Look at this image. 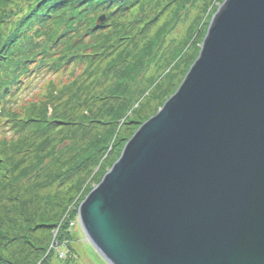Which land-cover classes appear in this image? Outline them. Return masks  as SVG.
Wrapping results in <instances>:
<instances>
[{"label": "water", "instance_id": "water-1", "mask_svg": "<svg viewBox=\"0 0 264 264\" xmlns=\"http://www.w3.org/2000/svg\"><path fill=\"white\" fill-rule=\"evenodd\" d=\"M77 216L108 264H264V0L222 2Z\"/></svg>", "mask_w": 264, "mask_h": 264}, {"label": "rangeland", "instance_id": "rangeland-1", "mask_svg": "<svg viewBox=\"0 0 264 264\" xmlns=\"http://www.w3.org/2000/svg\"><path fill=\"white\" fill-rule=\"evenodd\" d=\"M38 1L0 0V94L6 79L15 82L16 92L25 86L5 102L0 95V245L4 248L0 256L26 263L32 256H27L30 249L36 252L42 239L49 238L47 231L36 228L22 235L24 214L16 206L26 201L31 213L56 209L52 220L58 223L76 214L71 222L77 223L78 240L70 251L61 248L69 264H108L85 238L78 206L141 123L175 92L224 0H124L122 7L93 0H54L42 15V23L25 26L19 18L34 15ZM12 21L18 22V36L5 44L2 39L13 31ZM37 25L41 26L34 31ZM165 31L156 58L142 70L140 87L131 93H113L120 83L119 73L126 65L138 63L142 51ZM43 52L51 62L49 71L35 75L30 83L17 81V73L21 78L27 65L17 66L16 61L37 58ZM168 71L173 75L170 82L163 78ZM31 75L26 72L27 78ZM142 87L148 88L140 93ZM124 98L130 102L120 118L117 110ZM111 129L115 132L112 147L95 166L79 169L86 140ZM44 200L52 205L47 210ZM50 264L61 261L53 257Z\"/></svg>", "mask_w": 264, "mask_h": 264}, {"label": "trees", "instance_id": "trees-1", "mask_svg": "<svg viewBox=\"0 0 264 264\" xmlns=\"http://www.w3.org/2000/svg\"><path fill=\"white\" fill-rule=\"evenodd\" d=\"M94 3H112L113 7H122L125 6L126 2L124 0H93ZM207 1V0H206ZM205 1V2H206ZM38 6L35 7L34 9H32L34 15L28 16L29 14L27 13V16H22L19 18V20H21L22 22H26L24 23L25 26L26 24L31 26V24H33L34 22L38 21L40 23L41 22V18L42 15L47 11L48 7H51L54 3V0H47V1H41L39 0L38 2ZM71 6L69 5V8ZM68 9V7L63 8L62 9V13L64 14V12ZM32 13V12H31ZM18 20V22H19ZM18 22H14L12 21V25L13 26V31H9L7 34L4 35V38L2 39V42L5 41V44L7 43H12V41L15 38V34L17 35V33H15L16 29L18 28ZM41 25H37V27H35L34 31H36V29H38V27H40ZM33 28V27H32ZM163 30V29H162ZM166 34V31L164 33H158L155 37V39L153 41H151L148 46L142 51L143 55L139 58V62L131 65H126L125 68L119 73V78H120V83L118 84V86L116 88L113 89V93L115 90L119 91L121 90V92L123 93H131L134 89H137V87H140V75L142 73L143 68L148 65L153 59L156 58L157 55V51L160 49V42L163 39L164 35ZM29 36L33 35V32H29L28 34ZM163 35V36H162ZM18 36V35H17ZM160 44V45H159ZM191 44V43H190ZM190 49V46L189 48ZM40 51H44V48L41 49ZM45 52H43L42 54H40V56H38L37 58H35V56L31 57H26V58H22L20 60L16 61L17 66L26 64L27 68H26V72H27V76L28 74L32 73L31 77L26 76V72H24L25 74L21 76H19V73H17L18 75V80L20 81L21 79H25L23 81H26V83H30L31 79L35 77V75H41V74H45L47 73V71H49L50 68H48V65L51 64V62H48L47 57L44 56ZM179 64V63H178ZM176 64L173 68L172 71L175 70L176 66L178 65ZM171 70V69H170ZM164 79H167L168 82H170V80L173 78V75L169 74V71L164 75L163 77ZM163 79V80H164ZM4 84L6 87H4V90L1 92V96H4V102L6 100H10L13 99L14 96L18 95L25 86L21 87V89H19V91H15V82H12L11 80L6 79L4 81ZM18 87V86H17ZM148 87H142L140 88V93H142L143 91H145ZM160 88V87H159ZM16 92V93H15ZM118 96V95H117ZM157 96V93L152 95V98L155 99ZM125 100H122L121 102H119L120 108L117 110L118 113V117H123L126 115V110H127V106L130 102L129 99L124 98ZM2 103L0 102V108L2 107ZM134 110V109H133ZM131 110V112L133 111ZM116 112V113H117ZM114 130L111 129V131H105L103 133V135H98L97 137L92 136L91 138H88L86 141H88L85 145L84 148L82 149L84 151V155L83 158L81 160V165L79 169H83L84 167H86L87 165L90 166H95L98 161L100 160V158L103 156V154L107 153V149L108 147L113 144H110L113 136H114ZM85 141V142H86ZM94 161V162H92ZM112 165V164H111ZM110 165V166H111ZM23 201V200H21ZM52 205H50L48 203V201L44 200V210H47V208L51 207ZM16 208L20 209L22 212V214H24L23 217V221L25 223V228L23 229V233L22 235H27L26 232H31L32 229L36 228L35 230L38 229H44L45 231L48 232L49 234V238H43L42 239V244L39 245V247H36L34 252L33 250L30 249L29 253L27 254L29 258L27 260V262H15L13 263L11 260H6L3 257L0 256V264H50L51 259L54 257L58 262L61 261V264H69V259H57V255L55 254L56 252V248L54 249L53 247H50V245L53 243V245L58 246L57 248H62V247H67L70 250H72L73 248V244H75V242L78 240V234H76L75 232V226H70V222L72 220L75 219V213H71L69 218H65L62 217L61 222L58 223V221L56 220H52L55 219L57 213L55 212L56 209H52L49 210L48 212L44 211V214L46 213V215L42 214V213H38V209L31 213V208L32 206L26 202L23 201V204H20L19 206H16ZM57 208V207H56ZM58 212V211H57ZM55 213V214H54ZM53 217H52V215ZM59 214V213H58ZM51 215V216H49ZM35 216H38L37 219H35ZM70 221V222H69ZM33 226V228H32ZM29 238V236H28ZM38 240V239H36ZM2 240L0 239V244ZM46 241V242H45ZM14 242L13 240L9 241V244ZM0 248L3 250L4 248L2 247V245H0ZM22 252V251H21ZM32 252H34L33 254H31Z\"/></svg>", "mask_w": 264, "mask_h": 264}, {"label": "built area", "instance_id": "built-area-1", "mask_svg": "<svg viewBox=\"0 0 264 264\" xmlns=\"http://www.w3.org/2000/svg\"><path fill=\"white\" fill-rule=\"evenodd\" d=\"M70 226H74V222H70ZM66 256L62 250L58 251V258L59 259H64Z\"/></svg>", "mask_w": 264, "mask_h": 264}]
</instances>
